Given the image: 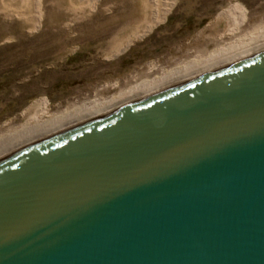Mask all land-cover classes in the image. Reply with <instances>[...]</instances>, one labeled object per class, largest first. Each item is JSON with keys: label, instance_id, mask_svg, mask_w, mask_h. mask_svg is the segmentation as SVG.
I'll use <instances>...</instances> for the list:
<instances>
[{"label": "water", "instance_id": "95a60500", "mask_svg": "<svg viewBox=\"0 0 264 264\" xmlns=\"http://www.w3.org/2000/svg\"><path fill=\"white\" fill-rule=\"evenodd\" d=\"M0 264H264V53L0 160Z\"/></svg>", "mask_w": 264, "mask_h": 264}, {"label": "rangeland", "instance_id": "374dc122", "mask_svg": "<svg viewBox=\"0 0 264 264\" xmlns=\"http://www.w3.org/2000/svg\"><path fill=\"white\" fill-rule=\"evenodd\" d=\"M140 2L0 0V126L17 122L37 100L53 112L106 98L211 51L219 44L215 30L223 29L215 28L216 17L231 5L242 13L243 28L264 24V0H172L155 26L108 58V37L93 18L134 28L143 20Z\"/></svg>", "mask_w": 264, "mask_h": 264}, {"label": "bare ground", "instance_id": "6f19581e", "mask_svg": "<svg viewBox=\"0 0 264 264\" xmlns=\"http://www.w3.org/2000/svg\"><path fill=\"white\" fill-rule=\"evenodd\" d=\"M171 2L141 0L143 20L130 29L112 23L115 27L111 28L107 25L111 18L94 17L102 37H108L104 55L110 58L123 52L134 39L143 36L162 19ZM221 24V33L217 29L214 32L219 44L211 51L204 49L191 60L169 70L160 69L150 79L146 77L127 88H118L111 96L83 101L53 112L49 110L46 100L33 102L20 114L17 122L8 121L0 126V160L264 53V24L243 28V15L235 5L217 15L215 28Z\"/></svg>", "mask_w": 264, "mask_h": 264}]
</instances>
